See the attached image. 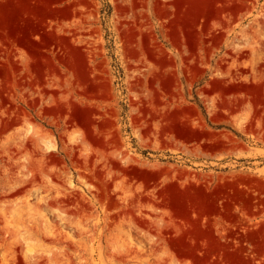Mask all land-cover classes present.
I'll return each mask as SVG.
<instances>
[{
  "label": "rangeland",
  "instance_id": "374dc122",
  "mask_svg": "<svg viewBox=\"0 0 264 264\" xmlns=\"http://www.w3.org/2000/svg\"><path fill=\"white\" fill-rule=\"evenodd\" d=\"M0 264H264V0H0Z\"/></svg>",
  "mask_w": 264,
  "mask_h": 264
}]
</instances>
